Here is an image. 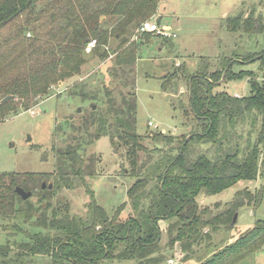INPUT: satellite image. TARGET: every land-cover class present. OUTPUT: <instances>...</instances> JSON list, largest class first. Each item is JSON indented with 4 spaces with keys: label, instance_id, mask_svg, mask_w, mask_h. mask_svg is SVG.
<instances>
[{
    "label": "trees",
    "instance_id": "16d2710c",
    "mask_svg": "<svg viewBox=\"0 0 264 264\" xmlns=\"http://www.w3.org/2000/svg\"><path fill=\"white\" fill-rule=\"evenodd\" d=\"M159 2L0 0V121L17 111L15 102L28 110L54 85L79 75L88 62L86 48L92 40L97 42L93 55L100 59L114 55V71L135 74L140 44L156 34L144 33L133 41L128 36L155 16ZM224 24L231 33L264 36V16L254 12L228 17ZM111 38L119 40L114 49L108 47ZM212 62L211 57H202L194 73L182 63L162 83L165 90L175 79L187 83L185 114L193 121L189 134L155 132L149 137L154 147L145 146L146 136L137 130V95L132 91L119 110L98 120L95 138L109 136L114 147L127 148L134 179L127 190L129 202L113 213L88 185L87 180L97 176L93 162L71 145L56 150L53 172H0V228L9 231L0 244V264H29L36 257H49L51 264L105 260L162 264L170 257L183 264H238L262 249L263 218L206 258L196 259L203 244L212 242L218 232L228 234L236 228L241 208L249 206L256 212L264 200L263 187L254 191L246 187L231 201L213 206L199 203L200 195H216L239 182L264 177V80L253 70L233 68L245 62L264 67V48L223 56L215 70H210ZM243 78L250 84L249 95L215 91L222 79ZM122 85H129L127 78ZM6 96L10 99L2 102ZM248 124L251 128L246 130ZM140 152L148 155L147 161L140 163ZM17 186L32 191V196L23 200ZM80 186L90 197L85 216L72 213L62 193ZM126 206L132 212H126ZM163 231L167 240L162 247Z\"/></svg>",
    "mask_w": 264,
    "mask_h": 264
},
{
    "label": "rangeland",
    "instance_id": "374dc122",
    "mask_svg": "<svg viewBox=\"0 0 264 264\" xmlns=\"http://www.w3.org/2000/svg\"><path fill=\"white\" fill-rule=\"evenodd\" d=\"M250 12L264 16V0H160L157 13L151 20L159 19L161 27H172L171 32L177 33V37L156 33V36L140 44L135 74L132 75L114 71L117 67L114 55L100 59L93 52H87L88 62L82 66L81 73L54 85L50 94L40 98L33 107L23 109L19 102H15L17 111L7 113L0 121V172H53L57 163L56 150L71 145L93 162L97 176L89 178L88 185L95 192L98 202L113 213L121 203L129 202L127 190L134 179L130 176L132 167L127 148L121 144L114 147L109 136L95 138L98 120L119 110L123 98L132 91L137 95V130L141 136H146L143 141L145 146L154 147L149 137L155 132L175 136L189 134L193 121L185 114L189 105L187 83L183 78L175 79L165 90L162 87L164 77L182 63H186L190 73H194L205 56L213 59L210 70H215L223 56L232 58L247 51L262 50L263 35L231 33L224 24L228 17ZM136 32L137 29L132 36H128L129 41L141 37ZM129 41L125 46L129 45ZM118 43V39L111 38L108 47L114 49ZM96 46L97 42L93 49ZM233 68L235 71L253 70L260 81L264 80V67L259 62L238 63ZM125 78L129 81L128 86L122 85ZM221 90L241 96L249 95L251 87L247 78L222 79L215 91ZM149 121L158 127H149ZM248 125L246 130L251 128ZM44 155L48 156L47 160H43ZM147 158L146 153L140 152V163ZM246 187L252 191L264 188V177L239 182L216 195H200L198 200L202 206L225 203ZM62 193L70 201L72 213L86 215L90 197L84 186L63 190ZM33 200L36 198L33 197ZM125 211L132 212L131 206H126ZM262 218L264 200L256 212L249 206L241 208L236 228L228 234L218 232L212 242L203 244L196 259L206 258ZM4 224L9 225V222ZM8 232L0 228V244L6 242ZM165 232L162 234V247L167 240ZM170 259L174 261L172 264H183L171 257L162 264H170ZM29 264H51V259L36 257ZM102 264L132 262L105 260ZM238 264H264V247Z\"/></svg>",
    "mask_w": 264,
    "mask_h": 264
},
{
    "label": "built area",
    "instance_id": "2783aa9c",
    "mask_svg": "<svg viewBox=\"0 0 264 264\" xmlns=\"http://www.w3.org/2000/svg\"><path fill=\"white\" fill-rule=\"evenodd\" d=\"M144 33H154V34L157 33L158 35H161V36L177 37V33H172L171 28L161 27L158 21H155V20L153 21L151 19L142 22L140 24V26L137 28V32H136L137 36H138V34L142 35ZM95 45H96V40H92L88 44V46L86 48V52H88V53L91 52ZM148 126L154 127V128L158 127L152 121H149ZM173 262L174 261L172 259H170L168 261V263H170V264H172Z\"/></svg>",
    "mask_w": 264,
    "mask_h": 264
},
{
    "label": "water",
    "instance_id": "95a60500",
    "mask_svg": "<svg viewBox=\"0 0 264 264\" xmlns=\"http://www.w3.org/2000/svg\"><path fill=\"white\" fill-rule=\"evenodd\" d=\"M104 17H101V19H103ZM10 99V96H6L2 102H5L7 100ZM48 159V156L47 155H44L43 156V160H47ZM165 177V175H164ZM47 184L46 183H43V188H46ZM49 188H52V184H49ZM16 193L21 196V198L23 200H27L29 199L31 196H32V191H28V190H25L23 187L21 186H17L16 189H15ZM237 219V214L235 215V218H234V221H236Z\"/></svg>",
    "mask_w": 264,
    "mask_h": 264
},
{
    "label": "crops",
    "instance_id": "0c3cea01",
    "mask_svg": "<svg viewBox=\"0 0 264 264\" xmlns=\"http://www.w3.org/2000/svg\"><path fill=\"white\" fill-rule=\"evenodd\" d=\"M172 29V27H170Z\"/></svg>",
    "mask_w": 264,
    "mask_h": 264
}]
</instances>
